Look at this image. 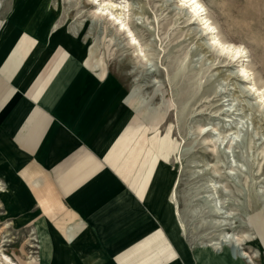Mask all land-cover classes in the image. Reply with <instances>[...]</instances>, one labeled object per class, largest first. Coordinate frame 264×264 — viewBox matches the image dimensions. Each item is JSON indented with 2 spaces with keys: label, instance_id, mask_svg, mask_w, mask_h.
Wrapping results in <instances>:
<instances>
[{
  "label": "rangeland",
  "instance_id": "1",
  "mask_svg": "<svg viewBox=\"0 0 264 264\" xmlns=\"http://www.w3.org/2000/svg\"><path fill=\"white\" fill-rule=\"evenodd\" d=\"M201 1L218 36L245 49L247 61L243 66L249 72L247 82L236 76L235 63L226 64L223 62L226 56L216 48L202 46L207 37L198 24H188L189 14L179 0H118V6H112L115 0H15L11 20L18 23L20 30L33 31L35 35L46 33L51 23L59 24L60 32L52 37L55 41H62V27L69 24L70 31L80 34L84 42H93L97 49L93 64L100 68V59L104 58L115 79L126 88L132 86L131 94L144 101L145 106L156 107L149 111L161 119L154 121L155 117L147 114L150 120L141 117L138 120L142 127L151 133L153 129L156 139L170 131L174 139L185 140L187 154L182 151L169 156L174 164L166 173L174 180V167L179 160L180 204L182 212L188 209V216L191 215L187 218L191 230L186 237L189 245L178 227L173 229L179 244L190 249L177 259L199 264L197 254L208 250L218 254L212 259L217 263L240 261L239 250L232 249L231 243H223V247L213 245L225 229L226 233H237L236 242L249 254L242 263L264 264V248L258 243L254 226L257 215L264 218V103L260 96L264 94V0ZM100 3L107 7L105 12L125 7L126 22L146 48L145 69L130 60V48L119 39V33L116 35L107 16L94 14V6ZM185 51H189L193 60L191 70L205 68L211 80L208 83V78L205 79L178 123L174 107L188 89L186 83L180 84L178 94L173 97L166 72L171 71L175 58ZM154 79L160 82L153 83ZM174 99L175 106L167 108ZM3 181L6 191H0V245L18 263L34 261L38 258L34 251L39 249L34 221L39 217L36 207L21 188ZM256 191L258 204L252 206ZM27 253L32 257L27 258Z\"/></svg>",
  "mask_w": 264,
  "mask_h": 264
},
{
  "label": "crops",
  "instance_id": "2",
  "mask_svg": "<svg viewBox=\"0 0 264 264\" xmlns=\"http://www.w3.org/2000/svg\"><path fill=\"white\" fill-rule=\"evenodd\" d=\"M22 32L31 50L0 69V178L39 216L38 258L24 264H195L177 259L190 249L173 232V157L157 155L140 117L121 121L122 83L70 58L62 41ZM2 37L9 50L19 36ZM204 251L199 264H227Z\"/></svg>",
  "mask_w": 264,
  "mask_h": 264
},
{
  "label": "bare ground",
  "instance_id": "3",
  "mask_svg": "<svg viewBox=\"0 0 264 264\" xmlns=\"http://www.w3.org/2000/svg\"><path fill=\"white\" fill-rule=\"evenodd\" d=\"M89 1L90 0H88V2ZM91 1H95V0H91ZM3 2H4V0H0V42L3 38L2 37L3 35H4V37L8 35L12 39H14V37H16V36L17 37L19 36L18 41L9 50L5 48L8 44V42L4 45L3 48H0V62L3 61L0 64V69L5 67V64H7V67L11 68V69L9 68V71L12 72L13 70H15L19 66L22 58H24L27 55V53L31 50L32 45H33L32 44L33 41H32L31 35H28L24 32L21 33V30L18 27V23H15L14 21L12 22L13 18L11 20V16L13 15L14 10H15V8H14L15 0H6L4 4H3ZM117 3H118V0L117 1L115 0V2L112 3V6H118ZM179 3H180V5H182L183 7H185L187 9V12L189 14L188 24H195V23L198 24V26L200 27V31H202V33L204 35H206L207 38H205L204 41L202 42V46L206 49H210L213 47L216 48V50L218 51L219 54L226 56V60L223 61L226 64H230V63L234 64L235 63L237 65L236 76H238V78H241L242 81L247 82L249 80V72L243 66V63L245 61H247V58H246L247 55L245 54V49L239 45H235L231 42L224 41L218 36L216 26L208 17V14H207L206 9H205V5L201 0H179ZM94 7H95L94 14L99 16V17H102L103 15L107 16L108 23L115 26L114 28L116 31V35L119 33V35H121L119 39L122 40V42L125 46L130 48V50H131L130 60L133 63H135L136 66L142 67V69H145L147 66L146 61H148L147 55L144 54V50L146 48H144L145 46H143L141 41L138 40L134 31L131 29V27H129L128 23L126 22L127 20L124 16L125 7L122 6L123 8H120V11H117V12H115L113 10L111 12H105L107 7L101 3L95 5ZM62 28L64 29V30H62V32L64 34L62 42L66 45L70 58L79 59L81 65L84 67H87L88 65H90V67L92 66L93 69H95V70L99 69L100 73H101L100 77L105 76L106 77L105 81L112 78L115 80V82H118L117 84L120 83V81L115 79L113 74H111V72L108 71V68H107V65L105 64L104 58L100 59V63H102V65H100V68L97 67L98 65L93 64L94 59H92V58L94 56H96L95 53H96L97 49L94 48L92 41L89 42V40H88V41L84 42L82 40V36L80 34L76 35L70 31L69 24L67 26L62 27ZM59 29H60L59 24H56V23L52 24L51 23L49 28L47 29L46 33H42L40 35L36 34V35L39 36L40 41L45 39L47 42H50L52 37L54 35H57L58 32H60ZM29 32L33 33V31H29ZM33 34H35V33H33ZM60 48L62 49L61 46H60ZM33 54H35V53H33ZM32 61L33 60H31L30 62H32ZM192 62H193V60L189 54V51H185L179 57L175 58V60L173 61V68L171 69V71L166 72L167 81H168V84L170 85V88L172 90L173 97H175V93L178 94V92L181 88L180 84L186 83L187 89H188V92L184 93L185 97L182 99H179L178 100L179 102H178V104H176V106H175V103H176L175 99L171 104H168V106H167V108L175 106L174 108L176 109V111H175L176 112V120L178 123H180V121L183 120L184 117H181V115L183 114V111L186 112L188 105H189V102L192 100V97L196 96L200 92L201 88L203 87V85L205 83V79L208 78L206 81L208 83L211 80V76L208 75V71L205 70V68L203 69L201 67L198 69L197 72H193L190 68ZM205 65L206 64H204V67H205ZM57 67L55 68V70L58 69ZM156 72L159 73V70L156 69ZM52 74H54V72H52L51 75ZM111 75H112V77H111ZM15 78H17V77H15ZM157 80L158 79H154L153 83L160 82ZM134 81H136V80H133V82ZM15 84H16V82H15ZM18 84H20V83H18ZM174 85H176V87H175L176 89H173ZM123 88H124V95L122 96L121 101L127 107V110L124 113L121 121L125 120L129 114L134 115L133 117L138 115L141 118L150 120L151 118H149V115L152 116L153 113L151 111H149V109L150 108L156 109V107L155 106L151 107L150 105L145 106L144 101L142 102L141 99L136 98L133 95L134 94L133 92L131 94L130 90H131L132 86H130V89L126 88L125 86ZM191 88H192V90H189ZM134 90H136V89H134ZM144 95H146V94H144ZM260 96L263 100L262 103H264V94H261ZM159 104L160 103H158V105ZM141 112H143V115L140 114ZM147 114H149V115H147ZM166 114L167 113L165 111L163 114V117H165ZM153 117H155V118H153L154 121H158L159 119H161V118H157L155 115H153ZM184 141H185L184 139H183V142H182V140L178 141V140L174 139L170 135V131H169V133L167 132L166 134H164V136L162 135L160 137V139L158 138V141L156 142V145L154 146V150L158 156H160L162 158H166V159L170 158L169 156L173 155L174 153H177V155H178V153H181L182 151L187 154V151H186L187 146H185L183 144V143H185ZM182 144H183V146H182ZM175 171H176L175 179H174L173 185L171 187V190L169 191V199L172 203V206L174 207V212H173V214H174L173 216L175 217L174 221H176V223H177L180 235L182 236V238L186 239V237L189 236L191 233V230H189V228H188L189 220L187 219L191 215L188 216L189 215L188 209H186L184 212H182V207L180 204L181 196L179 193V186H180V180H181V167H180L179 160L175 163ZM237 187H238V185H237ZM0 191H6V184L3 181V179H1V178H0ZM258 195H259V193L257 191L253 193L252 200H251L253 203L252 206L253 205L256 206L258 204ZM187 204L188 203L185 204V207H187ZM215 210L217 212L219 211V209L217 207ZM218 222H222V221H220V219H219ZM254 226L256 227V229L258 231V234H257L258 235V243L260 244V246H262L264 248V218H263V216L257 215L256 219L254 220ZM224 230L225 229L221 230V233H223V235L220 233V236H221L220 239H217L218 242L213 243V245H217V246L219 245L220 247H223L222 246V245H224L223 243H226V244L231 243L232 249H234L236 247L239 250V254H240L239 257L241 259L240 260V262H241L242 259H244L249 254L243 250V247H240L238 242H236L237 241L236 240L237 239L236 238V234H237L236 232L226 233V232H224ZM34 238H32V239H34ZM5 241H8V240H3L2 242H5ZM30 246H33V245H30ZM27 255H28L27 258L32 257L31 255H29V253H27ZM26 262H27V260L20 261V263L16 262L15 259L11 255H9L5 252V250L3 248V244L0 245V264H24ZM251 262H250V264H252ZM244 263H245V261H244ZM253 264H255V263H253Z\"/></svg>",
  "mask_w": 264,
  "mask_h": 264
}]
</instances>
